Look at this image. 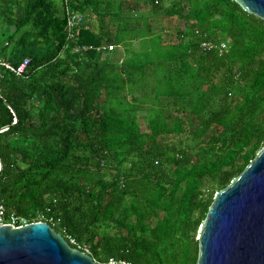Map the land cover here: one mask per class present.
<instances>
[{
  "label": "trees",
  "instance_id": "1",
  "mask_svg": "<svg viewBox=\"0 0 264 264\" xmlns=\"http://www.w3.org/2000/svg\"><path fill=\"white\" fill-rule=\"evenodd\" d=\"M67 9L72 39L63 0H0V58L28 61L0 71V204L95 264H197L215 195L264 147V21L233 0Z\"/></svg>",
  "mask_w": 264,
  "mask_h": 264
},
{
  "label": "water",
  "instance_id": "2",
  "mask_svg": "<svg viewBox=\"0 0 264 264\" xmlns=\"http://www.w3.org/2000/svg\"><path fill=\"white\" fill-rule=\"evenodd\" d=\"M233 1L264 21V0ZM197 241V264H264V147L215 195ZM0 264L95 263L49 224L33 223L18 229L0 227Z\"/></svg>",
  "mask_w": 264,
  "mask_h": 264
},
{
  "label": "built area",
  "instance_id": "3",
  "mask_svg": "<svg viewBox=\"0 0 264 264\" xmlns=\"http://www.w3.org/2000/svg\"><path fill=\"white\" fill-rule=\"evenodd\" d=\"M67 2L68 0H63L64 6H65V19H66V33L67 37L69 39H72L74 37L78 36L79 30H80V25H81V17L78 14L71 13L67 9ZM201 48L205 51H210V50H218L219 53H221L225 49V45H215L212 43H201ZM91 47H83L78 50H89ZM113 50V47H107V51L110 52ZM28 61L24 60L18 67H13L11 66L8 62L4 61L3 59L0 58V71L5 70L16 77H19L22 75L24 72L25 67L27 66ZM37 222L33 223H52V219H44L41 214H38L36 217ZM33 223H28L26 219L17 217L13 214H7L4 207L0 204V227H10L12 229H18L19 227L26 226L28 224H33ZM67 243L73 247H75L76 250L80 251V247L75 243V241L71 238H67ZM84 254L88 255V251L86 249H81ZM113 264V263H109Z\"/></svg>",
  "mask_w": 264,
  "mask_h": 264
},
{
  "label": "rangeland",
  "instance_id": "4",
  "mask_svg": "<svg viewBox=\"0 0 264 264\" xmlns=\"http://www.w3.org/2000/svg\"><path fill=\"white\" fill-rule=\"evenodd\" d=\"M137 120H138V122H139L141 128L143 129L144 114L139 113V114H138V118H137Z\"/></svg>",
  "mask_w": 264,
  "mask_h": 264
}]
</instances>
